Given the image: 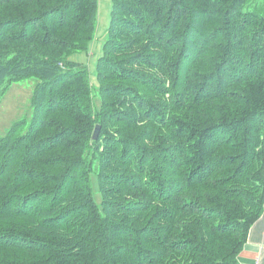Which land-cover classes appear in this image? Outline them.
<instances>
[{
    "label": "trees",
    "instance_id": "obj_1",
    "mask_svg": "<svg viewBox=\"0 0 264 264\" xmlns=\"http://www.w3.org/2000/svg\"><path fill=\"white\" fill-rule=\"evenodd\" d=\"M98 6L0 0V85L37 79L0 136V264H240L264 209V0H111L91 74L71 55Z\"/></svg>",
    "mask_w": 264,
    "mask_h": 264
},
{
    "label": "rangeland",
    "instance_id": "obj_2",
    "mask_svg": "<svg viewBox=\"0 0 264 264\" xmlns=\"http://www.w3.org/2000/svg\"><path fill=\"white\" fill-rule=\"evenodd\" d=\"M111 11V0H99L98 13L96 19V33L94 39L89 44L88 52H80L71 55L72 60L82 61L88 64L91 74L97 56L101 53L102 35L105 33ZM95 82V77H91ZM37 79L30 77L21 81H15L10 85H0V136L14 123L19 120L29 122L33 115L31 105L32 91ZM91 185L94 198L100 201V194L97 189L96 176H91Z\"/></svg>",
    "mask_w": 264,
    "mask_h": 264
},
{
    "label": "crops",
    "instance_id": "obj_3",
    "mask_svg": "<svg viewBox=\"0 0 264 264\" xmlns=\"http://www.w3.org/2000/svg\"><path fill=\"white\" fill-rule=\"evenodd\" d=\"M238 260L240 264H264V209L260 218L251 227Z\"/></svg>",
    "mask_w": 264,
    "mask_h": 264
},
{
    "label": "water",
    "instance_id": "obj_4",
    "mask_svg": "<svg viewBox=\"0 0 264 264\" xmlns=\"http://www.w3.org/2000/svg\"><path fill=\"white\" fill-rule=\"evenodd\" d=\"M97 132H98V129H96L95 133H97ZM94 136H95V134H94Z\"/></svg>",
    "mask_w": 264,
    "mask_h": 264
},
{
    "label": "bare ground",
    "instance_id": "obj_5",
    "mask_svg": "<svg viewBox=\"0 0 264 264\" xmlns=\"http://www.w3.org/2000/svg\"><path fill=\"white\" fill-rule=\"evenodd\" d=\"M163 46V45H162ZM189 69V68H188ZM195 70V69H194ZM195 89V88H194Z\"/></svg>",
    "mask_w": 264,
    "mask_h": 264
}]
</instances>
